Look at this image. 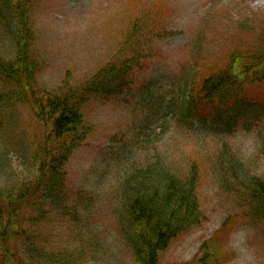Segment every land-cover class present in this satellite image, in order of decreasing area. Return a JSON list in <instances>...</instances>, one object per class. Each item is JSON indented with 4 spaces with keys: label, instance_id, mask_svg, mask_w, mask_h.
<instances>
[{
    "label": "rangeland",
    "instance_id": "obj_1",
    "mask_svg": "<svg viewBox=\"0 0 264 264\" xmlns=\"http://www.w3.org/2000/svg\"><path fill=\"white\" fill-rule=\"evenodd\" d=\"M28 5L33 41L28 60L42 89L64 92L101 76L109 63L129 66L119 94L93 96L83 104L92 128L64 167V199L24 210L25 217L41 216L35 233L36 223L27 222L38 247L72 250L79 264H135L120 224L127 192L119 182L132 166L146 170L159 160L183 179L195 168L193 193L202 215L168 245L158 264H264V223L247 213L243 186L245 177L264 178V82L249 88L252 108L231 130L202 122L211 116L204 100L193 123L179 111L186 107L188 84L197 90L206 75L226 66L231 52L238 49L247 57L264 52V0H30ZM0 52L14 55L5 36ZM15 89L0 83L9 105L0 110L12 118L9 129L0 128L3 190L33 180L44 142L41 122ZM233 157L240 160L234 167L228 162Z\"/></svg>",
    "mask_w": 264,
    "mask_h": 264
},
{
    "label": "trees",
    "instance_id": "obj_2",
    "mask_svg": "<svg viewBox=\"0 0 264 264\" xmlns=\"http://www.w3.org/2000/svg\"><path fill=\"white\" fill-rule=\"evenodd\" d=\"M30 0H0V38L5 36L12 45L13 57L1 56L0 83L10 84L14 93H23L27 103L43 126L44 142L35 158L37 175L23 184L7 190L0 189V264H79V256L72 250L47 252L39 248L27 227L33 223V233L41 216L25 217V209L43 207L45 203H61L64 199L65 165L71 153L88 137L92 125L85 120L83 104L91 97L105 99L119 94V82L129 66L115 67L109 63L101 76L96 75L85 84L64 92L42 89L35 80L31 53L32 28L27 15ZM8 54V53H7ZM247 57L236 49L231 52L226 66L206 75L197 90L192 86L188 99V115L195 117L204 100L211 116L202 122H212L217 130H231L253 104L249 88L264 82V52ZM139 61L140 57L136 54ZM250 58V59H249ZM121 83V82H120ZM0 93V106H9ZM11 114L0 110V128L9 129ZM227 151L221 148V154ZM28 163H31L27 156ZM229 165L240 163L228 158ZM148 165L146 170L132 166L121 179L119 189L124 196L121 229L134 255L135 264H158L160 254L178 234L199 223L201 211L193 190L196 170L183 179L168 173L164 165ZM233 175L236 173L229 168ZM155 178L153 183L146 181ZM241 183V182H238ZM248 192V214L264 223V178L248 176L243 181ZM208 254L205 243L201 246ZM204 260V259H203ZM202 260V261H203ZM183 264V263H181ZM185 264V263H184ZM187 264V263H186Z\"/></svg>",
    "mask_w": 264,
    "mask_h": 264
},
{
    "label": "bare ground",
    "instance_id": "obj_3",
    "mask_svg": "<svg viewBox=\"0 0 264 264\" xmlns=\"http://www.w3.org/2000/svg\"><path fill=\"white\" fill-rule=\"evenodd\" d=\"M253 102V101H252Z\"/></svg>",
    "mask_w": 264,
    "mask_h": 264
}]
</instances>
